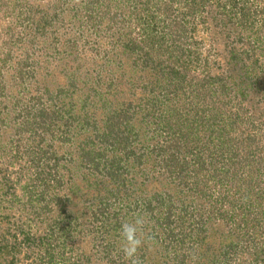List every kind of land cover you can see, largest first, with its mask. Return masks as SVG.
I'll list each match as a JSON object with an SVG mask.
<instances>
[{
  "label": "rangeland",
  "instance_id": "1",
  "mask_svg": "<svg viewBox=\"0 0 264 264\" xmlns=\"http://www.w3.org/2000/svg\"><path fill=\"white\" fill-rule=\"evenodd\" d=\"M210 74L227 88L198 95ZM167 134L217 159L184 181L194 158L166 169ZM165 186L189 207L164 199L167 225ZM137 216L141 264H264V0H0V264H130L120 231Z\"/></svg>",
  "mask_w": 264,
  "mask_h": 264
},
{
  "label": "trees",
  "instance_id": "2",
  "mask_svg": "<svg viewBox=\"0 0 264 264\" xmlns=\"http://www.w3.org/2000/svg\"><path fill=\"white\" fill-rule=\"evenodd\" d=\"M225 1V3H233V4H237V3H239V1L240 0H224ZM234 6V5H233ZM147 36H145L144 38V40L145 41H142V39L140 40L141 42V46H142V49H144L145 50V52L143 53L144 54V56H142V57H138L139 58V60H140V58H144V59H147V57H148V55H149V53H150V50L151 49H153V45L152 44H150V46L152 47L151 49H147V48H144V47H146L147 45H149V39H146V37H148V35L149 34H146ZM159 44V43H158ZM160 45V44H159ZM159 45H157V46H155L156 48H158V46ZM124 47L125 48H129V49H134L135 47L133 46V44H131V41L130 42H126L125 44H124ZM137 47V46H136ZM140 50H142L141 49V47L139 48ZM143 51V50H142ZM141 60V62H142V64H141V66L140 67H142L143 65H144V63L146 62V60ZM198 60H200L199 59V57L196 55L195 57H194V60L192 61V65H193V68H194V70H195V66H196V64H197V62H198ZM181 63V66L182 67H184V68H187V62H185V60L184 59H182L181 57L180 58H178V60L177 61H175V63ZM159 66L161 67V64H159ZM133 67V66H132ZM180 67V66H179ZM134 69V68H133ZM169 72H171V73H169V75H170V77H169V75H168V73H167V81H166V85L168 86V87H170V88H168L167 89V91H177V90H179V87H181L182 86V80L185 78L184 77V74H183V72H181V70H178V66H174V67H171L170 68V71ZM208 74V73H207ZM211 76L210 77H208L207 79H201L200 81H197V83H194V88H197V92H198V95H201V94H204V92H208L209 90H210V88H209V85H211V84H216V83H218V85H219V87L220 88H227V83H226V81H225V79H222V78H220L219 76H217V74H210ZM129 78H131L130 79V82L134 85L135 84V82L137 81V82H139V80H136V79H133L132 80V78H134V76H132V77H129ZM140 79L141 78H143V76H141V77H139ZM236 76L235 77H233V78H231V80H232V84L233 85H237V86H239V83H237V81H236ZM151 85V84H150ZM215 90H217V89H214L213 91L215 92ZM237 90L238 91H240L241 90V87H237ZM204 91V92H203ZM215 94V93H214ZM197 97V96H196ZM199 97V96H198ZM212 109H213V107H212ZM215 109H218V108H215ZM214 110V109H213ZM211 112V115L209 116V120H207V121H210V122H216L217 121V119H218V115L217 114H219V112H218V110H215L214 112L213 111H210ZM178 113H179V111H178ZM125 114H126V112L124 111L123 112V116H125ZM114 116H108V119L109 120H106V122L105 123H107L108 121H110L109 122V126L111 127V126H114L116 123L114 122V119H115V117L116 116H118L119 117V115L118 114H116V113H114L113 114ZM196 115V114H195ZM202 117H204L205 119H206V114H203V116ZM189 119H187V118H182L181 116H179V114L178 115H176V119H175V121H176V123H171L169 120H165L164 118H162V121H159L158 122V125H159V127H161L162 128V130L163 131H166L167 133H175L178 129H176V127L179 125V124H182L183 122H186V121H188ZM191 122V121H190ZM179 123V124H178ZM106 126H107V124H106ZM186 133H192L193 132V125L192 124H188L187 125V129H186V131H185ZM189 134V135H190ZM168 135H170V134H167V140H166V142H168L169 143V147H174V148H171V150H169V155H167V158H164V163H165V168L166 169H168L169 171H173V168H174V166L173 165H175L177 162L179 163V166H180V169L182 170H184V168H186V169H188V167H187V164H186V160L184 159L187 155H191L192 156V158H194L193 159V163H192V165H195L196 167H194V169L193 168H190V166H189V169H188V171L187 172H185L186 174H182L180 177L181 178H184L185 176V179H184V181L187 179H193V180H196V179H198V178H200L201 176H200V174H201V172L202 171H204L205 169V167H206V163H207V160L209 159L210 160V163L211 162H213L214 160H216L217 158H214L212 155H214L213 153L212 154H210V153H208V152H205V149H203L202 151L201 150H197L196 151V149H194V148H196L197 147V145L193 148H189V147H187L186 149H185V147L184 148H182V146H179V144H177V143H175L174 141H173V139H172V136H168ZM104 137V136H103ZM106 138V137H105ZM214 138H212L210 141V145H211V147L209 146V148L211 149V148H219V146H220V144L221 143H218L217 141H216V144H214ZM172 142H174L172 145H171V143ZM106 144H109L110 145V143H109V141H108V139H107V143ZM203 145V144H202ZM86 146V145H85ZM203 147H204V145H203ZM222 147V146H221ZM202 149V148H201ZM207 149H208V146H207ZM83 150V149H82ZM164 150H166V148H164ZM84 151V150H83ZM218 151V150H217ZM223 149H222V152L220 153V155H218V157H219V159L221 160V159H223ZM85 153L83 154V156L87 159V161H90V162H92V161H94L95 160V158L96 157H100V156H102V152H100V153H98L97 151H96V153H94L93 152V150H89V151H84ZM180 155H182L183 156V158H181V159H179L178 158V156H180ZM88 157L90 158V160L88 159ZM137 159V158H136ZM135 159V160H136ZM208 160V161H209ZM137 161V160H136ZM212 164V163H211ZM188 165H190V163H188ZM190 172V173H189ZM189 173V174H188ZM178 176V175H177ZM169 179V178H168ZM171 180L170 181H174V176L172 177V178H170ZM178 179V178H177ZM176 179V180H177ZM186 180V181H187ZM178 181V180H177ZM178 183H181V181L179 182L178 181ZM183 186H185V185H183ZM177 187H178V185H177ZM173 189V190H172ZM166 188V186H165V190H164V192H163V194L162 195H158V197L160 198V200H161V202H158L157 204L158 205H162V203L164 202L165 204V216H161V215H159L158 217V219L157 220H160V219H164L163 220V222H165L166 223V225L169 223V219H170V217H172L171 215H169L171 212H173V202L171 203V202H169V201H165L164 199H166V198H168V199H170L171 201H173V199H177L175 202H179L178 204H180L179 206V208H180V211L181 212H186L187 210H188V208H187V204H186V202L183 200V197L181 196L182 195V192H181V190H178V188ZM164 200V201H163ZM213 216V215H212ZM217 216L219 217V218H221V219H224L225 218V216L222 214V213H219V214H217ZM167 218V219H166ZM179 218L181 219V216H179ZM208 218H209V216H208ZM172 219H174L173 217H172ZM175 221H176V219H174ZM179 220V219H178ZM221 245V244H220ZM221 246H223V245H221ZM223 247H225V246H223ZM206 252H207V250H206ZM203 258H205V259H209V257L208 256H203ZM201 264H208V262H207V260H206V262H201Z\"/></svg>",
  "mask_w": 264,
  "mask_h": 264
},
{
  "label": "clouds",
  "instance_id": "3",
  "mask_svg": "<svg viewBox=\"0 0 264 264\" xmlns=\"http://www.w3.org/2000/svg\"><path fill=\"white\" fill-rule=\"evenodd\" d=\"M79 3V0H75ZM144 219L137 216L131 223L121 225L120 235L122 238L121 251L130 264H141L139 259V250L144 245Z\"/></svg>",
  "mask_w": 264,
  "mask_h": 264
}]
</instances>
